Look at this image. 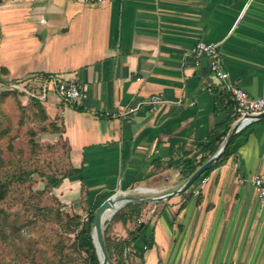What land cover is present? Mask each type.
I'll list each match as a JSON object with an SVG mask.
<instances>
[{
    "label": "crops",
    "instance_id": "0c3cea01",
    "mask_svg": "<svg viewBox=\"0 0 264 264\" xmlns=\"http://www.w3.org/2000/svg\"><path fill=\"white\" fill-rule=\"evenodd\" d=\"M198 42L216 46L233 86L264 98V0H0V92L75 80L74 105L20 94L59 128L70 167L81 169L64 187L83 183L91 199L163 197L187 180L178 161L197 162L215 128L238 118L209 60L194 57ZM153 96L165 103L149 105ZM233 139L229 157L183 194L146 203L132 264H264V209L251 183L264 182V119ZM133 229L115 223L110 235Z\"/></svg>",
    "mask_w": 264,
    "mask_h": 264
},
{
    "label": "rangeland",
    "instance_id": "374dc122",
    "mask_svg": "<svg viewBox=\"0 0 264 264\" xmlns=\"http://www.w3.org/2000/svg\"><path fill=\"white\" fill-rule=\"evenodd\" d=\"M71 170L59 128L38 104L0 92V264L84 263L72 246L73 234L66 232L68 219L78 215L85 221L102 201L120 196L117 191L91 199L84 187H64L63 182L50 187V177ZM139 195L133 191L126 197Z\"/></svg>",
    "mask_w": 264,
    "mask_h": 264
},
{
    "label": "trees",
    "instance_id": "16d2710c",
    "mask_svg": "<svg viewBox=\"0 0 264 264\" xmlns=\"http://www.w3.org/2000/svg\"><path fill=\"white\" fill-rule=\"evenodd\" d=\"M11 92L18 94V92L16 91ZM31 100L35 101L34 99ZM230 124L231 121H228L223 125L217 126L215 128L210 136V141L201 146L202 151L205 152V155L202 156L197 162L189 157H185V155L178 161V165L180 166L182 171L184 170V173L182 174L183 179H188L197 168H199L209 157H211L216 152L219 145L222 143L224 137L226 136ZM233 143L234 139L230 142L219 159L205 173L220 165L229 157L230 148ZM80 173L81 169H72L60 178L50 177L48 179V184L52 188H57L62 180L76 178ZM83 186L84 184L82 183V187ZM145 206L146 203L141 202L128 203L113 215L110 221L111 224H108L104 229L103 240L110 264H132L131 255H135V253L132 254L130 252L131 246L138 239V237H140L144 233L147 227V224L145 223H138L143 214ZM94 212L95 211L89 212L85 221H81L80 217L78 215H75L72 218H69L66 224V232L73 234V248L84 256L83 264H99L91 237ZM115 223H121L122 225L132 223L134 224V229L127 233L126 238L122 240L116 239L110 235L111 227ZM136 255L141 257L142 253H136Z\"/></svg>",
    "mask_w": 264,
    "mask_h": 264
},
{
    "label": "built area",
    "instance_id": "2783aa9c",
    "mask_svg": "<svg viewBox=\"0 0 264 264\" xmlns=\"http://www.w3.org/2000/svg\"><path fill=\"white\" fill-rule=\"evenodd\" d=\"M85 5H98L103 2L112 0H76ZM192 53L196 59L207 58L209 60V68L214 77L219 81L221 89L226 92L232 99L236 111L238 113V120H242V126L239 131L250 125L255 119L254 117L264 112V98L254 99L247 95V93L240 88L233 86L228 81V75L223 71L220 62L217 58L216 46L210 43L198 42L193 47ZM9 90L16 91L19 94L25 95L29 99L35 101H42L46 98L48 93L53 92L62 102L74 105L81 97V91L78 83L73 79H63L60 77H47L40 80L38 83L19 82L9 85ZM165 101L159 96H153L148 101V104L155 107L163 104ZM130 109L129 112H133ZM250 116L251 118L244 119ZM253 184L257 201L261 208L264 209V182L256 176L251 179ZM198 193V190L195 191ZM238 264V263H226Z\"/></svg>",
    "mask_w": 264,
    "mask_h": 264
},
{
    "label": "water",
    "instance_id": "95a60500",
    "mask_svg": "<svg viewBox=\"0 0 264 264\" xmlns=\"http://www.w3.org/2000/svg\"><path fill=\"white\" fill-rule=\"evenodd\" d=\"M251 118L250 116L244 117V119ZM255 120L264 119V112L259 114L258 116L254 117ZM242 126V120H238L232 124L229 128L228 133L226 134L225 138L223 139L222 143L219 145L216 152L209 157L199 168H197L194 173L185 181V183L173 193L163 197L157 198H135V197H124L119 195L120 198L117 199L116 195H112L102 201L93 215L92 220V232L91 237L94 244V248L96 251V255L99 261V264H110L108 255L106 252V248L104 245L103 240V224L107 220L106 212L111 209L116 203H121L120 208L123 207L125 204L131 202H143V203H154V202H162L163 200L174 196V195H181L185 191H187L208 169H210L213 164L219 159V157L223 154L225 149L230 144L231 140L234 136L239 132ZM119 208V209H120ZM116 211L114 212V214ZM113 214V215H114ZM112 215V216H113Z\"/></svg>",
    "mask_w": 264,
    "mask_h": 264
},
{
    "label": "bare ground",
    "instance_id": "6f19581e",
    "mask_svg": "<svg viewBox=\"0 0 264 264\" xmlns=\"http://www.w3.org/2000/svg\"><path fill=\"white\" fill-rule=\"evenodd\" d=\"M121 203H116L111 209H109L107 212H106V215H107V219L110 217V215L112 213H114L115 211H117L120 207Z\"/></svg>",
    "mask_w": 264,
    "mask_h": 264
}]
</instances>
